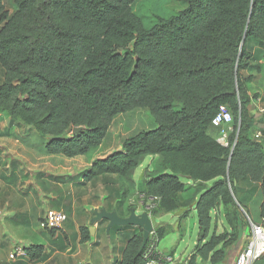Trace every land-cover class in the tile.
Masks as SVG:
<instances>
[{
	"label": "trees",
	"instance_id": "1",
	"mask_svg": "<svg viewBox=\"0 0 264 264\" xmlns=\"http://www.w3.org/2000/svg\"><path fill=\"white\" fill-rule=\"evenodd\" d=\"M6 1L0 0V114L31 127L44 155L91 161L86 182L115 177L125 214L136 206L133 198L144 209L155 205L151 219L188 208L180 223L192 205L198 236L184 264H222L238 247L241 211L247 214L235 194L240 183L260 187L264 226V139L250 136L264 124L262 116L254 127L250 106L264 103V95L252 96L254 77L243 75L253 70L248 41L264 49V0H176L182 10L149 18L137 12L142 0H12V14ZM222 106L233 116L226 146L211 126ZM136 109L149 112L154 128L94 159L114 119ZM75 128L81 131L71 134ZM149 158L136 182V169ZM154 232L160 242L173 228ZM80 234L81 242L89 240L88 229ZM141 246L138 229L120 264H146ZM41 251L28 246L27 257L38 259Z\"/></svg>",
	"mask_w": 264,
	"mask_h": 264
},
{
	"label": "crops",
	"instance_id": "2",
	"mask_svg": "<svg viewBox=\"0 0 264 264\" xmlns=\"http://www.w3.org/2000/svg\"><path fill=\"white\" fill-rule=\"evenodd\" d=\"M26 129L25 134L15 137V142L0 140V211L4 213L0 220V264H120L122 252L138 228L129 229L127 233L131 236L128 238L122 237L119 229L110 230L114 237H106L108 222L93 220L94 212L101 210L116 212L120 217L129 215V211L125 214L124 207L120 206L117 179L101 177L86 182L84 175L91 161L83 157L67 159L44 155L42 150L31 147L35 133ZM256 132L252 130L250 136L256 138ZM213 137L226 146V138L222 140L215 133ZM94 159H97L95 155ZM71 162L80 163L82 170L68 168ZM151 163L150 159L146 168ZM58 178H64L63 182ZM182 181L187 186L192 185L188 178ZM110 182H115L111 192L107 185ZM248 187L252 188L250 191H254V195L260 189L251 184ZM130 203L136 204L133 209L138 214L145 212L142 200L131 198ZM192 208L191 205L189 210L195 212ZM47 210L60 211L67 216L62 227L54 229V233L42 230L39 225ZM178 217L175 214L164 215L160 221L166 218L169 221L160 222L159 226H172L175 222L174 232L182 222L177 221ZM81 228L89 231V240L84 243L81 242ZM17 244L40 248L39 258L28 256L16 262L10 261L8 255ZM239 247L240 244L229 250L227 260L222 264H232ZM159 250L168 255L165 247H159Z\"/></svg>",
	"mask_w": 264,
	"mask_h": 264
},
{
	"label": "rangeland",
	"instance_id": "3",
	"mask_svg": "<svg viewBox=\"0 0 264 264\" xmlns=\"http://www.w3.org/2000/svg\"><path fill=\"white\" fill-rule=\"evenodd\" d=\"M5 9L9 14H12L14 11V4L12 0H7L5 2ZM184 5L181 2L176 0H142L139 4L137 12L147 18L154 15H165L172 12H176L182 10ZM1 28V26H0ZM247 51L251 54L252 57V68L253 70L249 72H244L243 75L248 77L252 75L254 77L252 83V92L251 95L255 94L262 96L264 95V49L257 45L252 41H248L247 43ZM258 69V70H257ZM3 78V69L0 66V83ZM264 108V103L258 99L256 102L250 106V114L255 119L254 127H258V123L261 121V117L264 116L261 114L260 109ZM0 128L3 133H0V140H8L10 143L15 142V137L20 134L26 133V128L16 122H13L10 118H8L5 114H0ZM153 121L146 109H136L132 112L121 114L117 116L112 122L107 135L102 143V146L95 154V158L102 159L111 155L114 152H118L121 150L122 142L142 131H149L153 129ZM233 125L227 126L222 132L217 131V135L224 140L231 133ZM0 131V132H1ZM72 134V133H71ZM28 139V136H26ZM33 142L30 144L31 147L35 149H39V151L43 150L44 141L38 135L33 136ZM150 159H146L143 164L136 169L134 173V180L138 182L143 174V171L148 166ZM68 168L75 169L76 171H81V164L78 162H71L67 165ZM63 182L64 178H58ZM184 180V178L182 179ZM115 182L107 183L108 190L111 192L110 188L113 186ZM251 183L243 182L240 183L235 190V194L241 206L246 210L247 214L244 211H241V220L244 225V229H247V223L252 221L253 223H258L260 221V203H261V194L258 192L256 195L250 192L252 188L248 187ZM164 216V215H163ZM152 219L153 228L155 226H159L160 222L164 224V222H168L169 218H166L160 221L159 218ZM167 216V215H165ZM171 216V215H170ZM175 223V222H174ZM172 225L173 230H175V225ZM224 222L222 219L216 220V230L218 233H221L224 230ZM131 226L128 227H115L113 229L121 230L122 237H130L131 234L127 233ZM105 231V236L114 237L115 234H111L112 231ZM114 233V232H113ZM198 236V223L196 213L190 211L186 218L182 220L179 228L177 227L176 231L166 236L162 241H160L159 247H165L166 252L169 254L173 253V262L170 264H184L187 256L194 248V245L197 241ZM163 253V252H162ZM162 255L166 256V253Z\"/></svg>",
	"mask_w": 264,
	"mask_h": 264
},
{
	"label": "built area",
	"instance_id": "4",
	"mask_svg": "<svg viewBox=\"0 0 264 264\" xmlns=\"http://www.w3.org/2000/svg\"><path fill=\"white\" fill-rule=\"evenodd\" d=\"M260 112L264 115V108H261ZM231 124H233V116L231 111L225 106L220 107L218 113L211 121L212 128L221 130L222 132L227 126ZM256 138L264 139V124L261 129L256 132ZM145 206L146 207L144 210L149 215V211L153 209L155 205L148 202ZM3 217L4 213L0 211V220H2ZM66 220L67 216L63 212L47 210L39 225L42 230H59ZM159 243L160 242L158 241L153 228L144 246L142 255L143 260L146 261V264H170L173 262V257L162 255L159 250ZM27 248L28 246L23 244L15 245L12 251L9 253L8 259L12 262L26 259ZM263 258L264 226L261 223H253L249 220L247 223V229L243 233L240 247L238 248L237 254L232 264H255Z\"/></svg>",
	"mask_w": 264,
	"mask_h": 264
},
{
	"label": "water",
	"instance_id": "5",
	"mask_svg": "<svg viewBox=\"0 0 264 264\" xmlns=\"http://www.w3.org/2000/svg\"><path fill=\"white\" fill-rule=\"evenodd\" d=\"M31 129V127H28ZM81 131V128H75L71 131L72 134H77ZM70 131H68L69 133ZM186 209H180L175 215L178 217L184 213ZM94 222L107 221L108 226L106 230L109 232L110 229L115 227H135L142 231V246L144 248L150 232L153 230V222L147 212L138 214L133 208L129 209V215L127 217H120L116 212L107 213L104 210L94 212ZM177 226V225H176Z\"/></svg>",
	"mask_w": 264,
	"mask_h": 264
}]
</instances>
